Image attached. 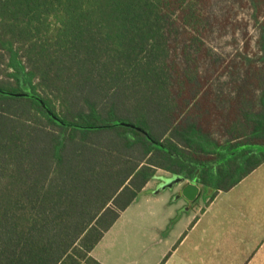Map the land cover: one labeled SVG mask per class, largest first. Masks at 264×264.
Here are the masks:
<instances>
[{
	"label": "trees",
	"instance_id": "16d2710c",
	"mask_svg": "<svg viewBox=\"0 0 264 264\" xmlns=\"http://www.w3.org/2000/svg\"><path fill=\"white\" fill-rule=\"evenodd\" d=\"M248 1L259 23L264 0ZM207 3L0 0V264H101L93 251L159 171L214 190L209 206L264 164V23L262 94L233 106L225 142L198 66L170 65L174 29L198 46Z\"/></svg>",
	"mask_w": 264,
	"mask_h": 264
},
{
	"label": "rangeland",
	"instance_id": "374dc122",
	"mask_svg": "<svg viewBox=\"0 0 264 264\" xmlns=\"http://www.w3.org/2000/svg\"><path fill=\"white\" fill-rule=\"evenodd\" d=\"M206 10L209 23L205 30L202 29L201 31L202 37L198 46L189 40L183 30L176 31L174 29L170 36L172 49L170 65L172 67L180 66L181 69H184L187 61H192V63L194 61V65L198 66L200 78L205 86L204 94L200 99V106H213L214 110L220 114L219 117L212 118L211 129L217 140L225 142L228 137L225 135L224 123L233 106H240L239 101L243 97L258 106L256 102L262 94L253 78V71L262 65L261 59L263 57L259 47L262 29L259 23H264V17L262 16L260 22L257 23L255 12L248 0H208ZM263 174L264 171L259 172L254 177L255 179L232 195L220 196L215 209V213L220 215H226L225 208L230 203L235 208L240 209V214L247 216L252 221L254 226L253 239H260V244L264 241L261 240L264 232V218L257 199L259 196L255 193L261 191V182L258 181V177ZM174 178L175 176L166 174L156 176L152 180L148 192L138 197L134 204L128 208V211L123 214L124 218H148L150 215L152 216L154 209L157 208L155 199L169 200L160 207V210L165 214L170 204L172 207L174 206V199L167 192L169 189L172 191L176 186L171 185ZM254 182L258 183V188H252ZM208 195L210 193L207 194V197ZM234 197L241 199L237 202L231 201L235 199ZM204 198H206L205 194L202 195L201 199L204 200ZM124 222L122 221L114 227L110 235H107L106 241L103 243L104 247H100L98 251L101 254L102 248H107L105 253L107 252L112 256L113 263L117 261V259H113V255L118 252L120 246L115 247L118 243V237L111 239V236L117 228L125 229V232L132 229L131 227L127 229ZM148 225L150 226V224ZM220 225L222 227V224ZM220 230L221 233L216 236L218 244L213 249L209 247V243L206 244V249L199 254L200 258L204 260V264H247L251 259L253 260L252 264H261L262 254L260 253L254 254V256L246 255L239 245L231 250L226 229ZM176 245H178V241ZM144 251L136 259L139 264H167L171 261L172 252L167 253L160 261L159 247L152 251L149 249L146 253Z\"/></svg>",
	"mask_w": 264,
	"mask_h": 264
},
{
	"label": "crops",
	"instance_id": "0c3cea01",
	"mask_svg": "<svg viewBox=\"0 0 264 264\" xmlns=\"http://www.w3.org/2000/svg\"><path fill=\"white\" fill-rule=\"evenodd\" d=\"M261 171H264V164L233 189L227 192H219L209 206H207V204L211 199L210 197L215 194V191L211 188L199 185L202 189V195L205 194L206 198L202 200L201 195L200 199H198L193 206L181 197L182 188L190 182L186 180L184 184H177L174 186L172 191L170 189L167 191L170 193V197L174 199V206L172 207V204H170L165 214L160 210V207L169 200L164 199H155L157 208L154 209L153 215H150L148 218L129 217L126 219L123 214L128 211L127 209L114 227L120 222L125 221L126 228L128 229L131 227L132 229H128V231L125 232V229L122 230L117 228L116 232L111 236V239L118 237V243L115 247L119 245L120 249L113 255V259H117V261L113 263L112 256L107 252L105 253V251L108 250L107 248H102L101 254L98 252L100 247H104L103 243L106 241L107 235H110L113 231L114 227L95 248L92 256L101 264H139L136 259L141 256L143 250H145L144 253H146L149 249L152 251L159 247L158 254L160 256V261L167 253L172 252L171 261L167 262V264H204V260L200 258V252L206 249L205 246L208 243L210 245L209 247L213 249V247L218 244V238H216V236H219L221 233L220 229H226L225 232L226 236L228 235L230 239L231 250L235 247L237 248L239 245L243 250L242 252L246 255L250 254L254 256V254L257 255L260 253L262 254L261 264H264V241L260 244V239H253L254 226L252 221L247 218V216L240 214V209L235 208L231 203L225 208L226 215L215 213L220 196L232 195V193L245 187V185L255 179L254 177ZM162 174L173 176L164 171H159L157 176ZM258 181L261 182V191H256L255 195L259 196L257 199L261 206L262 217L264 218V174L258 177ZM152 182L153 181L148 184L142 194L148 192ZM249 187L251 188V186ZM253 187L258 188V183L254 182L252 184V188ZM208 193H210V195L207 197ZM234 198L235 199L231 201L237 202L241 199L238 197ZM205 204L206 207L204 208ZM148 224H150V226ZM220 224H222L223 228ZM261 240H264V232L262 233ZM177 241L178 245H176ZM112 246H114V244H112ZM175 259L176 261H174ZM252 261L251 259L247 264H252Z\"/></svg>",
	"mask_w": 264,
	"mask_h": 264
},
{
	"label": "water",
	"instance_id": "95a60500",
	"mask_svg": "<svg viewBox=\"0 0 264 264\" xmlns=\"http://www.w3.org/2000/svg\"><path fill=\"white\" fill-rule=\"evenodd\" d=\"M7 96H11V97H16V98H34L36 99L38 102H40V104L47 110L48 114L57 122H59L60 124H62L63 126H66L64 123H62L61 121H59V119H57L54 114L47 109L46 105L37 97L31 96L29 94H13V93H3ZM118 125L122 126V127H127V128H132L135 129L139 132H143V130H141L140 128H138L135 125L129 124V123H125V122H120ZM93 129H98V128H93ZM144 133V132H143ZM145 134V133H144ZM147 136V134H146ZM154 142V141H153ZM154 144H157L154 142ZM173 182L171 183V185H177V184H184L186 182L185 178H181V177H177L175 176V178L172 180ZM202 195V189L200 188V186L195 183V182H188V184H186L183 188H182V192H181V197H183L185 200H187L189 203H193L195 201H197L198 199H200Z\"/></svg>",
	"mask_w": 264,
	"mask_h": 264
},
{
	"label": "flooded vegetation",
	"instance_id": "af4514ba",
	"mask_svg": "<svg viewBox=\"0 0 264 264\" xmlns=\"http://www.w3.org/2000/svg\"><path fill=\"white\" fill-rule=\"evenodd\" d=\"M190 204L193 206V205H195V204H196V201H195V202H193V203H190Z\"/></svg>",
	"mask_w": 264,
	"mask_h": 264
}]
</instances>
